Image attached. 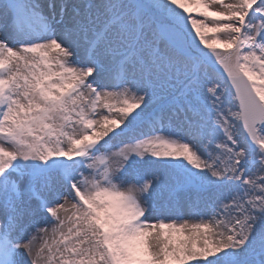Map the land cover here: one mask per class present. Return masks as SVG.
<instances>
[{
    "label": "snow or ice",
    "instance_id": "6c2138e0",
    "mask_svg": "<svg viewBox=\"0 0 264 264\" xmlns=\"http://www.w3.org/2000/svg\"><path fill=\"white\" fill-rule=\"evenodd\" d=\"M0 264H264V0H0Z\"/></svg>",
    "mask_w": 264,
    "mask_h": 264
}]
</instances>
